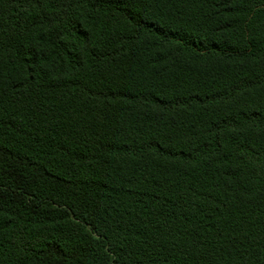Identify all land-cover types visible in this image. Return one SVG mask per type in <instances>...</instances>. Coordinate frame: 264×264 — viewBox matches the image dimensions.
Returning <instances> with one entry per match:
<instances>
[{
  "label": "trees",
  "instance_id": "obj_1",
  "mask_svg": "<svg viewBox=\"0 0 264 264\" xmlns=\"http://www.w3.org/2000/svg\"><path fill=\"white\" fill-rule=\"evenodd\" d=\"M0 264H264V0H0Z\"/></svg>",
  "mask_w": 264,
  "mask_h": 264
}]
</instances>
